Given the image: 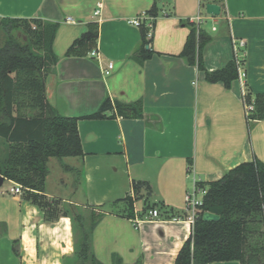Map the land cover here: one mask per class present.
Returning <instances> with one entry per match:
<instances>
[{"label": "crops", "instance_id": "1", "mask_svg": "<svg viewBox=\"0 0 264 264\" xmlns=\"http://www.w3.org/2000/svg\"><path fill=\"white\" fill-rule=\"evenodd\" d=\"M208 3L219 4L221 14H208ZM154 6L158 16L146 23L148 29L153 24L148 47L155 54L140 64L132 55L142 43L141 27L129 21ZM198 15L212 37L204 49L209 70L234 59L238 44L240 76L230 88L208 82L180 56L190 32L183 20ZM6 17L59 23L53 50L60 60L46 79V96L60 114L80 118L85 156L50 158L44 195L60 202V216L51 220L24 189L10 192L18 183L0 177V264H64L75 251L65 210L75 205L107 211L93 232L104 264H175L192 232L187 193L243 162L264 161V120L249 128L244 102L247 90L264 92V0H0V18ZM89 22L99 24L98 56H65ZM107 96L141 99L143 117L83 118ZM134 182L149 185L140 197ZM127 196L135 199L134 218L127 217V203L118 202Z\"/></svg>", "mask_w": 264, "mask_h": 264}, {"label": "trees", "instance_id": "2", "mask_svg": "<svg viewBox=\"0 0 264 264\" xmlns=\"http://www.w3.org/2000/svg\"><path fill=\"white\" fill-rule=\"evenodd\" d=\"M147 13L153 18L158 16L155 6ZM183 23L190 32L180 56L203 71L208 82H222L230 88L240 76L241 60L235 57L224 67L209 70L204 49L211 42V35L191 19ZM87 27L65 56L86 57L98 49L99 24L89 22ZM58 28L59 23L37 17L0 18V30L6 37L0 42V177L20 184L26 199L39 206L47 220L55 218L60 207L58 200L44 195L50 158L85 156L78 130L80 118L60 114L46 96V79L56 72L60 60L53 50ZM141 31L142 43L132 59L144 64L155 51L148 47L152 37H148L146 21ZM244 102L254 106L246 116L251 128L254 122L264 120V92L254 94L247 90ZM118 117L142 118L143 101L126 103L107 96L97 111L83 118ZM189 164H193L191 159ZM145 186H149L147 182L133 183L135 197L141 196ZM196 186L207 191L196 208L192 232L175 264H264V161L256 157L234 167L219 180L198 181ZM119 201L127 203V217L134 218L135 199L127 196ZM207 211L218 214L220 219L205 221L203 214ZM106 212L103 207L78 205L65 210L73 223L75 251L64 257V264H104L94 252L93 232ZM114 259L121 262L118 257Z\"/></svg>", "mask_w": 264, "mask_h": 264}, {"label": "built area", "instance_id": "3", "mask_svg": "<svg viewBox=\"0 0 264 264\" xmlns=\"http://www.w3.org/2000/svg\"><path fill=\"white\" fill-rule=\"evenodd\" d=\"M100 11L97 10L96 14H98ZM69 21H73L72 18H68ZM149 22V21H153V17H151L150 15H148L147 12H143L140 15H138L137 17L131 19L129 22L135 26L141 27V25L143 24V22ZM193 21H195L197 24L201 25L202 23V17L200 15H198ZM149 31H148V37L151 38L153 36V24L150 23L149 24ZM241 46L245 45V41H241L239 43ZM235 50H236V58L238 61H240V55H239V47L238 44L235 42ZM91 55L94 57L98 56V52L97 51H92ZM113 69V63H109L108 66L105 69V74L109 75L111 73V70ZM246 105V112L249 113L254 109L253 104H245ZM23 191V187L20 184H16L14 187H12L10 189L11 193H21ZM206 188H195V190L193 192H189L186 195V203H187V208L188 210L192 213L190 219L193 220L194 222V218H195V214H196V208L198 205L202 204V198L206 193ZM199 194H201V198L199 197ZM151 214L154 217L158 216V211L157 210H153L151 212Z\"/></svg>", "mask_w": 264, "mask_h": 264}, {"label": "water", "instance_id": "4", "mask_svg": "<svg viewBox=\"0 0 264 264\" xmlns=\"http://www.w3.org/2000/svg\"><path fill=\"white\" fill-rule=\"evenodd\" d=\"M206 11L212 16H219L221 14V6L217 3H208L206 5ZM203 219L205 221H218L220 216L216 213L207 211L203 214Z\"/></svg>", "mask_w": 264, "mask_h": 264}, {"label": "rangeland", "instance_id": "5", "mask_svg": "<svg viewBox=\"0 0 264 264\" xmlns=\"http://www.w3.org/2000/svg\"><path fill=\"white\" fill-rule=\"evenodd\" d=\"M19 37H20V38H23L24 36H23V34L20 33V34H19ZM5 38H6V37H5L4 32H2V31L0 30V42H3V40H5ZM1 148H2V147H1V144H0V149H1ZM69 175H70V179H72L73 175H72V174H69ZM78 183H79L78 185L81 187V185L83 184V183H82V174H80V175L78 176ZM79 190H80V189H79ZM81 190H82V189H81ZM81 190H80V191H81ZM68 192H69V191H68ZM70 196H73V197H74V194H72V195H70ZM70 196H69V197H70ZM199 197L201 198V194H199ZM77 198H79V197H77ZM77 198H76V199H77ZM256 237H257V236H256ZM257 239H258V238H257Z\"/></svg>", "mask_w": 264, "mask_h": 264}]
</instances>
